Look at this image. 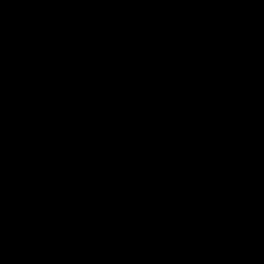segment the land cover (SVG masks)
<instances>
[{
    "label": "trees",
    "instance_id": "16d2710c",
    "mask_svg": "<svg viewBox=\"0 0 264 264\" xmlns=\"http://www.w3.org/2000/svg\"><path fill=\"white\" fill-rule=\"evenodd\" d=\"M259 1L111 0L90 9L89 19L119 29L102 53H78L72 79L94 86L76 96L63 88L45 94L33 91L26 70L17 88L8 82L10 71L0 76V96L12 90L15 103L0 109V157L15 167L13 156L25 152L32 126L61 102L112 99L134 110L160 106L195 114L212 127L159 135L160 145L148 153L123 142L117 131L97 136L80 173L95 225L106 244L137 264H206L209 246L201 244L199 253L192 238L208 223L218 224L242 251L264 253V60L222 66L206 57L212 42L251 48L264 41ZM219 7L242 20L230 28L196 14ZM12 111L16 116L8 119ZM168 139L188 148L176 150ZM241 181L244 191L235 187ZM23 187L19 178L4 187L13 207L0 217V264H62L69 253L46 242L47 226L22 200Z\"/></svg>",
    "mask_w": 264,
    "mask_h": 264
},
{
    "label": "rangeland",
    "instance_id": "374dc122",
    "mask_svg": "<svg viewBox=\"0 0 264 264\" xmlns=\"http://www.w3.org/2000/svg\"><path fill=\"white\" fill-rule=\"evenodd\" d=\"M110 2L35 0L36 10L27 33L26 50L11 66L8 82L13 87L18 86L17 79L26 70L27 79L34 81L32 87L35 92L47 94L49 90L58 92L63 88L76 96L78 91H89L94 84L83 78L74 80L72 76L80 52L91 50L96 54L102 53L106 40L118 34V27L112 25L111 21L89 19L90 9L103 7ZM259 3L264 4V0ZM196 14L201 20L209 17L211 21L230 28L242 20L240 15L231 16L223 7L206 11L198 8ZM221 46L227 47L225 56L217 52ZM232 47L245 49L246 46L212 42L207 47L206 57L222 66H246L264 60V41L252 46L251 51L233 52L229 49ZM200 57L201 53L195 55V58ZM220 59H224L225 63H219ZM233 59L238 62L230 63ZM131 78L134 80L137 77ZM12 99V90L4 91L0 96V109L5 104H15ZM13 116H16V112L12 111L7 118ZM186 126L212 127V124L195 114L178 112L172 107L154 106L146 111L134 110L125 102L112 99L107 102L103 99H84L78 103L55 104L32 126L25 152L13 156L18 164L15 165V177H12L10 185L15 178H19L24 189L37 190L38 194L24 193L22 188L21 198L25 204L35 208L40 221L47 226L46 242L60 243L66 249L65 255L69 253L62 264H137L106 244L101 230L95 225L80 176L87 153L102 131H117L123 142L132 143L137 151L142 149L148 153L160 145L159 135L168 138ZM9 133L12 134V130ZM166 141L179 151L188 148L181 147L177 141ZM1 147L0 140V150ZM198 157L193 155V158ZM233 171H237V168ZM211 174V171L208 172V175ZM231 182L229 176L228 199L233 193ZM236 184V189H246L245 181ZM12 207L8 190L0 187V217L11 211ZM218 230L227 237L226 242L220 241L221 245L215 243L218 239L214 232ZM192 243L199 253L203 252L201 244L209 246L204 250L207 254L206 264H255L260 256L264 257V253L257 248L242 251L215 223H208L204 230L194 233ZM4 247L5 237L0 232V250Z\"/></svg>",
    "mask_w": 264,
    "mask_h": 264
},
{
    "label": "water",
    "instance_id": "95a60500",
    "mask_svg": "<svg viewBox=\"0 0 264 264\" xmlns=\"http://www.w3.org/2000/svg\"><path fill=\"white\" fill-rule=\"evenodd\" d=\"M35 10V0H7L4 4L5 29L0 43V76L9 72L13 60L24 50ZM11 171H16V168L13 166ZM9 173L5 160L0 157V186L7 185ZM29 191L37 193V190L26 188V192Z\"/></svg>",
    "mask_w": 264,
    "mask_h": 264
},
{
    "label": "bare ground",
    "instance_id": "6f19581e",
    "mask_svg": "<svg viewBox=\"0 0 264 264\" xmlns=\"http://www.w3.org/2000/svg\"><path fill=\"white\" fill-rule=\"evenodd\" d=\"M229 49H230V51H233V52H239L241 50H244V51H251L252 50L251 48L240 49V48H234V47L229 48ZM217 52L219 53V55L225 56L227 54V47L221 46V47H219V49L217 50ZM233 57H234V59H236V56H233ZM234 59L233 60H230L229 62L230 63L238 62L237 60H234ZM223 60L224 59H220L219 60V63H225ZM214 236L217 237V239H218V241H215V243L217 245H221L220 244L221 242H226V238L227 237L220 230H218V232H214ZM255 264H264V257L263 256H260Z\"/></svg>",
    "mask_w": 264,
    "mask_h": 264
},
{
    "label": "snow or ice",
    "instance_id": "6c2138e0",
    "mask_svg": "<svg viewBox=\"0 0 264 264\" xmlns=\"http://www.w3.org/2000/svg\"><path fill=\"white\" fill-rule=\"evenodd\" d=\"M7 0H0V43L3 41L4 29H5V13L4 4Z\"/></svg>",
    "mask_w": 264,
    "mask_h": 264
},
{
    "label": "flooded vegetation",
    "instance_id": "af4514ba",
    "mask_svg": "<svg viewBox=\"0 0 264 264\" xmlns=\"http://www.w3.org/2000/svg\"><path fill=\"white\" fill-rule=\"evenodd\" d=\"M5 162H6V160H5ZM12 167H13L12 165H10L8 162H6V170H8L10 172L9 175H8V183H7L6 186H8L10 184V182L12 181L13 174L15 173V171L14 172L11 171V168ZM6 186H1V187H6ZM23 190H24V193H30V192H32V191L26 192V188L25 189L23 188Z\"/></svg>",
    "mask_w": 264,
    "mask_h": 264
}]
</instances>
